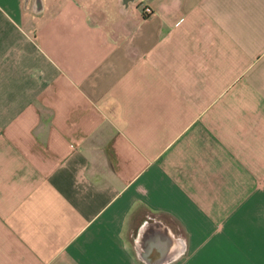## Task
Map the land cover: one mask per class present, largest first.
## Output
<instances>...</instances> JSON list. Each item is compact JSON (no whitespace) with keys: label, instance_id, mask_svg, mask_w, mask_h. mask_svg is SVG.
Instances as JSON below:
<instances>
[{"label":"crops","instance_id":"obj_1","mask_svg":"<svg viewBox=\"0 0 264 264\" xmlns=\"http://www.w3.org/2000/svg\"><path fill=\"white\" fill-rule=\"evenodd\" d=\"M0 264H264V0H0Z\"/></svg>","mask_w":264,"mask_h":264}]
</instances>
